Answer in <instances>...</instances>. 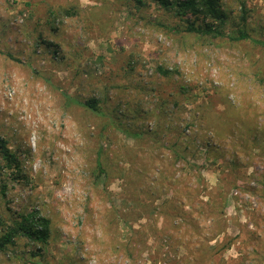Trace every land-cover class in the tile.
Masks as SVG:
<instances>
[{"label":"rangeland","instance_id":"374dc122","mask_svg":"<svg viewBox=\"0 0 264 264\" xmlns=\"http://www.w3.org/2000/svg\"><path fill=\"white\" fill-rule=\"evenodd\" d=\"M220 1L225 36L213 37L187 32L185 20L157 0H0V137L20 162L15 172L0 160V184L7 187L0 217L9 224L36 209L50 220L46 243L18 235L16 244L0 251V264H190L187 247L169 251L158 230H146L150 198L141 196L138 205L129 200L140 183L134 154L142 152L140 166L148 169L152 150L123 127L151 132L164 121L162 110L180 129L165 130L164 142L179 137L182 146L196 133L194 155L176 165L187 187L196 184L195 164L197 187L226 191L223 225L237 236L214 260L232 264L246 249L243 241L255 229L251 215L261 206L264 162L246 154V136H217L191 120L195 109L220 121L231 110L228 116L255 118L264 127V45L258 43L264 42V0ZM242 4L250 39L230 40L226 35L240 26ZM158 65L173 73L157 74ZM87 97L98 100L100 114L75 102ZM99 147L106 174L97 176ZM174 188L162 197L174 195ZM151 215L149 222L159 227L160 218L154 223L157 215ZM205 228L196 248L206 242Z\"/></svg>","mask_w":264,"mask_h":264},{"label":"trees","instance_id":"16d2710c","mask_svg":"<svg viewBox=\"0 0 264 264\" xmlns=\"http://www.w3.org/2000/svg\"><path fill=\"white\" fill-rule=\"evenodd\" d=\"M135 1L138 4H142V0ZM157 1L164 8H173L175 14L185 20L184 30L187 32L201 33L213 37L225 36L220 24L224 23L227 19V13L222 7L220 0ZM242 8L240 26L237 28L235 34L226 35L230 40L250 39V35L246 30V10L243 4ZM258 43L264 45V42L261 40ZM154 70L157 74L165 77L173 73V71L161 65L156 66ZM75 102L94 113L100 114L96 98L87 97L82 100H75ZM179 109L177 108V113L174 112V122L176 123L181 118V111ZM230 112L232 111L225 112V121L224 119L220 121L221 118L216 117L218 118L217 121L211 114H206L204 111L200 113L195 109L192 112L191 124L197 120L199 122V130L209 129L210 126L217 136H221L223 133L229 134L228 136H234L235 134L239 137L241 135L246 136L247 139L244 140L247 146L246 154L254 153L264 162V127L255 124V118L252 119L254 121L247 122L243 121L245 119H242L241 115L228 116ZM160 113L164 121L157 124L156 128L151 132L139 129L129 130V128L123 127L125 133L133 138L135 142L143 143L144 141L152 150L150 155L151 165L148 169L141 168L140 166L142 152L139 150V152L134 154L132 162L133 164L136 163V169H133V174L140 183L135 191L137 194L131 193L129 200L133 204L138 205L144 202L141 196L150 198L149 202L151 205L148 208L150 214L148 213L149 215L145 223L147 224L146 230H158L161 234V239L168 246L169 251L175 252L177 246L183 244L185 248L187 247L188 253L191 252L188 255V258H191L188 259L190 264H227L226 260L222 257L214 260L220 251L231 247L237 236V234L233 236L229 235L226 232L225 225H223L225 224L224 209L227 205L226 191L211 194L210 190L205 191V187H197L200 175L196 170L195 164H192V177H194L196 184L194 187H187L186 179L183 177L184 174L182 175L179 172L180 170L176 168V165L180 163L182 165L187 164V156L194 155L197 145H195L196 135L192 134L196 133L192 132V134L187 136L186 142L184 141L182 146V141L179 137L173 141L164 142L165 130H170V128L180 129L172 123V120H166L168 114L163 112V110ZM212 119L213 122L217 123H211ZM202 120L208 121L210 125H202ZM226 126H229L230 129L225 130ZM237 144L233 145L236 146ZM161 148L168 149V155H162ZM101 155L102 147H99L96 155L97 176L106 174L105 169L102 167ZM0 160L4 162V167L14 169L15 172H20V162L17 154L7 146L6 139L2 137H0ZM150 170H155L157 173L154 175ZM260 183L261 189L258 192V201L261 203V206H259V209H254L251 215V221L255 229L248 231L249 235L243 241L246 249L244 248L243 251H239V255L232 259V264H264V171L261 173ZM170 188H174L175 194L171 197H162V195L168 194ZM6 189V184L2 182L0 184V196L2 198L6 196ZM203 190L205 193H202ZM254 193L257 194V192ZM201 195L207 197L203 202L196 198ZM156 200H159V203L153 205L152 203ZM151 213L157 215L153 218L154 223L160 218L161 223L159 227L157 224L153 226L149 222L153 217ZM203 216L205 217L203 218ZM205 221H208L206 228ZM204 228L208 234L205 238L206 242L200 248H196L194 243L198 242V239L201 238ZM131 230L135 235L142 231L140 229ZM18 235L24 236L33 242L46 243L50 236L49 218L39 214L36 209L19 213L15 218L11 219L9 224L6 223L4 217H0V251H4L10 245L16 244ZM219 236H221L220 240H218ZM127 239H131V237ZM210 241L213 242L210 243ZM125 247L128 257L132 259L134 257L132 242L125 243ZM173 264H181V262L175 261Z\"/></svg>","mask_w":264,"mask_h":264}]
</instances>
